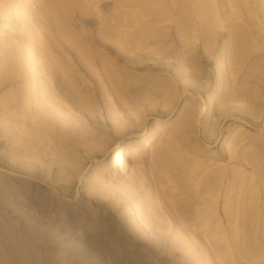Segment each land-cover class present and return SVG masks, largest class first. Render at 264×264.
<instances>
[{
    "label": "rangeland",
    "instance_id": "rangeland-1",
    "mask_svg": "<svg viewBox=\"0 0 264 264\" xmlns=\"http://www.w3.org/2000/svg\"><path fill=\"white\" fill-rule=\"evenodd\" d=\"M19 1L0 264H264V0Z\"/></svg>",
    "mask_w": 264,
    "mask_h": 264
},
{
    "label": "bare ground",
    "instance_id": "bare-ground-1",
    "mask_svg": "<svg viewBox=\"0 0 264 264\" xmlns=\"http://www.w3.org/2000/svg\"><path fill=\"white\" fill-rule=\"evenodd\" d=\"M25 1L26 0H20L19 2L20 3H25ZM249 10H250V6L249 7H247ZM34 12H35V14H36V11L35 10H30V11H28L27 13H26V15H32V14H34ZM34 14V15H35ZM33 15V16H34ZM30 17V16H29ZM32 17V16H31ZM118 22V21H117ZM117 25H119V24H117ZM114 26H116L115 24H114ZM120 27V26H119ZM23 37L25 36L24 34L22 35ZM85 38V37H84ZM21 39H22V37H21ZM88 39V38H87ZM86 38H85V40H87ZM23 40V39H22ZM88 42V41H87ZM90 42V41H89ZM89 47H91V45L89 46ZM97 47V46H96ZM95 47V48H96ZM88 50H90V48L88 49ZM97 50V49H96ZM96 50H93V51H96ZM92 51V50H91ZM89 52V51H88ZM92 53V52H91ZM100 58H102L101 56H100ZM45 59V58H44ZM28 62H30V61H28ZM27 62V63H28ZM29 64V63H28ZM67 65H68V63H66ZM31 65V64H30ZM29 66V65H28ZM34 66V65H33ZM45 66V65H44ZM31 67V66H30ZM54 69H55V67H53ZM102 68H104L103 66H102ZM54 69H52V67H51V69H49L50 70V72L52 71V73L54 74ZM105 69H106V67H105ZM102 71H105V70H102ZM50 72H49V74H50ZM55 73H56V70H55ZM50 75L51 77L52 76H54V75ZM48 85V84H47ZM46 85V86H47ZM48 95V94H47ZM50 96V95H49ZM49 96H48V98H49ZM45 98V97H44ZM46 99V98H45ZM49 102V101H48ZM50 107V106H49ZM6 108L8 109V106H6ZM52 108V107H51ZM50 108V109H51ZM6 109V110H7ZM6 113V112H5ZM8 114V113H7ZM4 115H6V114H4ZM57 115V114H56ZM7 117H8V115H7ZM57 117V116H56ZM56 120V119H55ZM148 134V133H147ZM149 136H150V133L148 134ZM136 153V151L135 150H133V149H126V150H121V149H118V153H117V155L115 156V158L113 159V161H112V163H111V166H113L114 165V162H120V161H122V163H126V159H125V157H124V154L126 155V157H132L134 154ZM133 157H135V156H133ZM124 168H123V170H125L126 169V167H127V165L125 164L124 166H123ZM181 168H184V167H181ZM177 169V168H176ZM180 170H182V169H180ZM186 170L188 171V169L186 168ZM176 171H178V170H176ZM183 171H185V169L183 170ZM186 171V172H187ZM188 172H190V171H188ZM187 172V173H188ZM119 174H122L123 172L120 170V172H118ZM176 173H179V172H176ZM118 174V175H119ZM181 174V177H183L182 176V173H180ZM180 174H178L179 176H180ZM183 175H184V173H183ZM188 175H190V173H188ZM187 174H186V176H188ZM176 177H177V174H176ZM189 177V176H188ZM192 178V177H191ZM179 179V178H178ZM184 180L183 181H185V180H189L190 179V177L189 178H187V179H185V177L183 178ZM181 181H182V178H181ZM178 182V181H177ZM179 182H180V179H179ZM180 183H183V182H180ZM178 184V183H177ZM217 228H215V226H214V228L212 229V231H214L215 232V230H216ZM217 231V230H216ZM173 233V232H172ZM214 234H216V233H214ZM188 244V243H187ZM186 244H184V246H185ZM180 246V245H179ZM183 246V245H182ZM176 247H178V245L176 246ZM181 247V246H180ZM190 248L191 247V245L190 244H188V246H186V248ZM185 248V247H184ZM172 249H175V247H173ZM178 249H180V248H178ZM183 250V249H182Z\"/></svg>",
    "mask_w": 264,
    "mask_h": 264
}]
</instances>
